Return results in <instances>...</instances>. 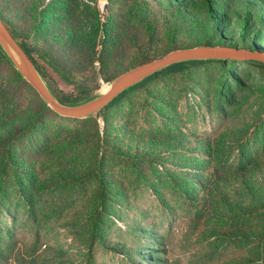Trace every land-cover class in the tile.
Listing matches in <instances>:
<instances>
[{
  "label": "rangeland",
  "instance_id": "rangeland-1",
  "mask_svg": "<svg viewBox=\"0 0 264 264\" xmlns=\"http://www.w3.org/2000/svg\"><path fill=\"white\" fill-rule=\"evenodd\" d=\"M0 17L98 92L175 48L264 51V0H0ZM8 72L0 264H264L263 69L202 63L87 120L39 111L29 87L13 99ZM43 128L58 136L30 156Z\"/></svg>",
  "mask_w": 264,
  "mask_h": 264
},
{
  "label": "water",
  "instance_id": "water-1",
  "mask_svg": "<svg viewBox=\"0 0 264 264\" xmlns=\"http://www.w3.org/2000/svg\"><path fill=\"white\" fill-rule=\"evenodd\" d=\"M0 46L11 60L17 71L36 90L38 95L61 116L81 118L93 114L118 94L154 72L174 63L187 60L222 59L238 61H257L264 64V51L227 45H196L177 48L161 57L138 64L125 70L116 77L100 93L79 104L60 102L36 69L28 55L24 52L6 25L0 19Z\"/></svg>",
  "mask_w": 264,
  "mask_h": 264
},
{
  "label": "trees",
  "instance_id": "trees-1",
  "mask_svg": "<svg viewBox=\"0 0 264 264\" xmlns=\"http://www.w3.org/2000/svg\"><path fill=\"white\" fill-rule=\"evenodd\" d=\"M0 19H1V17H0ZM3 23L6 25V27L8 28V30L10 31L12 36L15 38V40L18 42V44L21 46V48L24 50V52L28 55V57L30 58L32 63L35 65L36 69L38 70V72L40 73V75L42 76V78L44 79V81L46 82L48 87L50 88L51 92L54 94V96L60 102L65 103V104H79V103H82L84 101H87V100L97 96L100 93V92H98V87H90V86L84 84L81 80H78L76 78L71 77L67 72L62 70L57 64H55L45 54L27 46L25 40L19 38L18 35L15 33V31L5 21H3ZM204 44L205 45H211V44H208L206 42ZM244 48H248V47H244ZM175 49H177V48H175ZM172 50H174V49H172ZM152 59H155V58H145V59L139 61L138 63H136L135 65H133L132 67H134L138 64L144 63L146 61L152 60ZM228 61L231 63H235V62L236 63H245V64H249V65L255 66L256 68H260V69L264 70V64L261 62H257V61H238V60H222V59H202V60L181 61L178 63L171 64L169 66H166V67L154 72L153 74L147 76L146 78L140 80L139 82L135 83L134 85L128 87L127 89L122 91L120 94H118L113 100H111L102 109H100L99 111H97L93 114H90L88 116L81 117V118H72V117L61 116L58 113H56L51 107H49L47 105V103L38 95L41 99V101H40L41 104L39 103V111L42 112L43 110H46V111L53 113L56 116H59L63 119L65 118V119H72V120H87L96 114L103 113V112L109 110L110 108L116 106L129 93L144 87L147 83H149L155 79H158L162 76L172 74V73L182 72L184 70L190 69L192 67H195L196 65L206 63V62L222 63V62H228ZM132 67H129L127 69H130ZM127 69L121 70L119 72H116V73L111 74L108 77H106V79H105L106 86L110 83V81L114 77H116L117 75H119L120 73L124 72ZM0 70H7V71H9L8 73H11L10 74L11 75V81L14 84V86H13L14 90L12 93V95L14 97L13 99L19 97V95H21V93H26V91H28V87L35 90L23 78V76L17 71V69L14 67L11 60L5 54V52L3 51L1 46H0ZM58 81L61 82L62 84H64L65 86L71 87V89L70 90H63L62 88H59L58 87ZM35 92H36V90H35ZM7 102L8 101H5L4 103L0 102L1 108H3L5 105H8ZM37 113L38 112H36L33 115V118L30 121L29 125H27L25 127V129L27 128V130L28 129L30 130V132H31L30 136L31 137H32V135L37 134V132L39 130L40 131L42 130V128L39 126V124H37L39 122H36L38 117H39V115L36 116ZM43 130L45 132L43 138L39 139L37 137V139H38L37 140L35 137L32 140L31 144H29L27 151L30 154V156H34V153L38 154V151H45L46 149L48 150L49 148H51L50 142L52 140L56 139L58 136V133L56 132L52 135V137H49L50 134L47 132V130L45 128H43ZM78 130H80V129H78ZM28 134H29V132H28ZM16 139L17 140H14V141L19 142L18 137ZM40 140H42V141L38 142ZM21 143H23V142H20V144ZM9 145H12V143L10 142ZM15 152H16V148H15ZM31 160H33V159H31Z\"/></svg>",
  "mask_w": 264,
  "mask_h": 264
}]
</instances>
